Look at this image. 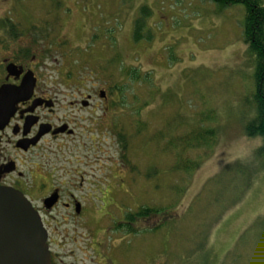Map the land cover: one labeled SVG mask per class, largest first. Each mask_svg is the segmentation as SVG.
Returning <instances> with one entry per match:
<instances>
[{"label": "rangeland", "instance_id": "obj_1", "mask_svg": "<svg viewBox=\"0 0 264 264\" xmlns=\"http://www.w3.org/2000/svg\"><path fill=\"white\" fill-rule=\"evenodd\" d=\"M144 5L151 13L136 41ZM245 13L243 4L224 8L212 0H0V20L19 28L15 37L0 29V38L41 53L39 68L63 105L81 83L90 94L107 93L94 98L97 109L79 114L86 146L77 149L92 150L80 165L104 173V191L129 182L107 203L132 215L140 207L158 210L137 221L127 250L136 254L133 264L264 259L262 138L245 133L255 110L256 64L242 34ZM126 69L150 72L151 83L135 81ZM113 83L119 89L111 92ZM201 122L217 129L216 144L179 158L169 142ZM186 159L201 161L188 171L174 168ZM129 185L132 196L122 192ZM115 206L106 211L117 212ZM109 218L107 229L114 224ZM114 234L107 237L110 251Z\"/></svg>", "mask_w": 264, "mask_h": 264}, {"label": "flooded vegetation", "instance_id": "obj_2", "mask_svg": "<svg viewBox=\"0 0 264 264\" xmlns=\"http://www.w3.org/2000/svg\"><path fill=\"white\" fill-rule=\"evenodd\" d=\"M10 39L0 38V90L19 86L29 72L35 85L30 97L18 101L13 115L0 127V186L21 191L39 212L52 264H133L136 254L127 250L136 242L137 218L120 203L115 206L105 200L108 194H121L123 184L129 182L122 183L120 178L121 186L113 192L104 191V173H88L80 165L85 153L92 150L77 149L78 145L86 146L77 131L78 120L83 119L79 114L98 108L94 98L100 97V91L90 94L81 83L69 90L71 100L63 105L57 98V87L49 85L39 68L41 53L19 48L17 41ZM92 139L98 143L100 134ZM130 189L129 185L122 192L132 196ZM95 198L103 205L91 204ZM106 206H115L117 212L108 207L106 211ZM108 218L114 224L107 229ZM108 231L115 233L112 251L108 250ZM127 237L129 242L123 243Z\"/></svg>", "mask_w": 264, "mask_h": 264}, {"label": "trees", "instance_id": "obj_3", "mask_svg": "<svg viewBox=\"0 0 264 264\" xmlns=\"http://www.w3.org/2000/svg\"><path fill=\"white\" fill-rule=\"evenodd\" d=\"M212 1L218 3L221 7L224 8L235 4H243L246 9L245 18L242 26V34L245 43L256 57V64H255V73H254L255 110L253 115H251V117L249 118L248 122L245 125V133L248 135V137L262 138V144L258 148V152L260 153V156L264 158V0H212ZM150 13L151 12L147 6L144 5L141 7L140 15L136 21V28L134 33V38L136 41L141 38L142 36L141 32H142V28L145 25V19L150 15ZM0 29L4 30L5 32L9 33L14 37L19 30L17 26L13 24H7L5 20H0ZM147 37L149 39L152 37L150 31L147 34ZM126 72L130 73L129 75H133L135 81L142 80L145 83H151L152 81V76L150 72L141 73L140 71H135L133 73V71H129L128 69H126ZM115 88H118V85L113 83L111 92H113ZM210 120H212V118H210L208 121ZM204 124L206 123L201 122L200 124H197V126L190 125L191 130L189 134H187L186 136H182L180 138L171 139L169 143H171L170 144L171 146L173 147L176 146L178 148L177 156L179 158H181L182 156L184 157L187 151L200 149V147L202 148L207 147L206 149H212L213 146L216 144L217 129L215 127L206 128ZM200 161L201 159H198L196 161L192 159H186L183 162L181 160L179 166L174 168L176 170L183 169L188 171L187 169L190 166L196 168L199 165ZM156 212H158V210L155 208L140 207L139 210L133 216L137 218V221H140V219L148 218L151 215L156 214ZM156 229H158V227ZM260 253L264 257V254H262L263 252L260 251ZM251 260H252L251 264H264V259L262 258L257 259L256 255Z\"/></svg>", "mask_w": 264, "mask_h": 264}, {"label": "water", "instance_id": "obj_4", "mask_svg": "<svg viewBox=\"0 0 264 264\" xmlns=\"http://www.w3.org/2000/svg\"><path fill=\"white\" fill-rule=\"evenodd\" d=\"M34 85L30 72L19 86L1 88L0 127L13 115L16 103L30 97ZM0 264H52L41 216L21 191L7 186H0Z\"/></svg>", "mask_w": 264, "mask_h": 264}, {"label": "bare ground", "instance_id": "obj_5", "mask_svg": "<svg viewBox=\"0 0 264 264\" xmlns=\"http://www.w3.org/2000/svg\"><path fill=\"white\" fill-rule=\"evenodd\" d=\"M29 73H30V72H29ZM31 73H32V72H31ZM32 75H33V73H32ZM25 76H26V75H25ZM25 76H24V77H25ZM33 77H34V75H33ZM34 79H35V77H34ZM108 95H109V94H108ZM59 130H60V129H59ZM59 130H58V131H59Z\"/></svg>", "mask_w": 264, "mask_h": 264}]
</instances>
